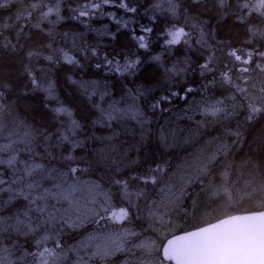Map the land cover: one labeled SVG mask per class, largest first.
I'll use <instances>...</instances> for the list:
<instances>
[{
    "label": "snow or ice",
    "instance_id": "6c2138e0",
    "mask_svg": "<svg viewBox=\"0 0 264 264\" xmlns=\"http://www.w3.org/2000/svg\"><path fill=\"white\" fill-rule=\"evenodd\" d=\"M163 2L167 7H153L176 18L185 17L184 26L173 23L162 33L165 44L195 49L203 61L176 68L175 74L198 71L204 83L199 89L186 86L151 99H147L146 89H126L123 104L105 99L111 96L107 90L93 91L89 95L96 114L92 125L109 129L108 135L93 132L81 139L82 125L58 100L48 76L54 64H80L77 54L53 47L58 43L54 26L64 19V0H30L27 13L16 17V31L11 37L0 32V53L15 54L31 44L25 53L26 91L18 93L11 80L0 79V264H264V211L228 216L182 235L171 232L175 227L173 218L184 197L191 195L190 189L199 184L200 193L212 191L205 186V179L211 175L209 164L216 157L213 154L208 163L194 168L190 164L187 168L173 167L167 159L150 162L143 149L151 142L153 130L146 125L152 121L142 107L146 105L153 114L169 113L173 98L185 101L186 107L167 117L157 130L162 148L181 140L180 120L192 121L197 130L237 120L235 129H226L225 135L233 138V144L239 143L243 124L237 118L243 116L244 123L252 124L264 117V87L257 93L252 83L253 74H264V0H213L218 18L234 17L247 25L250 38L245 48L215 40L210 28L205 31L197 19L205 0H186L187 7L180 0ZM115 3L78 0L70 8L71 18L86 25L102 5ZM8 6V2L0 3V8ZM117 6L137 12L127 0H119ZM189 16L197 23L189 25ZM11 27L4 26L5 30ZM141 31L151 33L153 29L142 26ZM63 35L67 38L68 33ZM133 38L140 49L149 47L145 35ZM210 39L214 43H209ZM85 52L99 59L96 48ZM34 61L46 65L34 68ZM140 63L139 58L126 59L122 65L104 55L95 67L104 66L113 74L123 75L134 73ZM3 67L0 65V69ZM81 87L87 94L88 85ZM217 87L224 91L220 97L209 99L210 90ZM29 92L44 94V107L52 113L51 121L34 109L31 120L17 114L18 102ZM196 94L201 97L199 101L194 100ZM189 99L193 100L191 104ZM51 101L57 106L50 107ZM189 111L194 115H188ZM129 120L139 127L138 133L125 127ZM117 128L131 141L122 140ZM191 139L183 138V142L190 143ZM228 148L221 139L217 151L226 154ZM88 224L98 227L86 232ZM101 225L105 226L103 232ZM107 225L119 227L108 232ZM149 232L167 233L171 238L157 247L154 240L145 238Z\"/></svg>",
    "mask_w": 264,
    "mask_h": 264
},
{
    "label": "trees",
    "instance_id": "16d2710c",
    "mask_svg": "<svg viewBox=\"0 0 264 264\" xmlns=\"http://www.w3.org/2000/svg\"><path fill=\"white\" fill-rule=\"evenodd\" d=\"M4 2H8L9 6L0 8V32H3L6 37H11L16 31V17L27 13L30 0H0V3ZM77 2L78 0H64L61 10L64 19L54 26V35L58 43L53 47H63L70 54H77L80 64L79 66L65 63L54 64L51 66L48 76L54 84L58 100L70 109L72 118L82 125L81 139L93 132L96 135L110 134L109 129H100L98 126L93 127L92 125L96 114L91 107L89 95L93 91L107 90L111 96L105 97V99L123 104L126 99L123 97V92L126 89H146L148 90L147 99H151L153 96L158 97L171 90L180 91L186 86L199 89L204 83V79L198 71L189 69L180 76L175 74L176 68H187L189 63L194 66L197 60L203 61L195 49L186 48L183 44L175 46L165 44V36L162 33L173 23L184 26L185 17L182 15L176 18L153 7L155 4L167 7L163 0H127L130 6L137 8L136 13H130L118 7L119 0H116L115 4L102 5L100 12L86 25L71 18L70 8L75 7ZM180 3L187 7L186 0H180ZM153 17L156 19L153 20ZM197 19L205 27V31H208L209 28L213 30L215 40L226 41L236 48L247 47L245 41L250 38L246 30L247 25L236 21L234 17L218 18L213 0H205L204 7L201 9V14L197 15ZM197 19L189 16L187 22L191 25L197 23ZM205 21L207 24L203 23ZM5 25L12 27L5 30ZM142 26L151 27L153 31L142 33ZM45 30L47 31V28ZM64 33H68L67 38L64 37ZM142 34L146 36V42L149 45L146 50L140 49L133 38ZM209 43H214V41L210 39ZM28 47H31V44L18 50L15 54L9 51L0 53V65H4L0 69V79L11 80L18 93L26 91L23 89V85L27 83L24 66L28 63L25 58ZM91 47L96 48L99 59L85 52ZM257 47H260V44H257ZM104 55H107L109 59L115 58L122 65L126 59L139 58L141 63L134 73L117 75L109 72L104 66L95 67L98 62L103 60ZM218 55L220 54L218 53ZM154 57H159V59H153ZM45 65L44 61L33 62L34 68ZM72 81H76V83H72ZM252 83L255 84L253 91L258 93V90L264 87V74H253ZM81 84L88 85L87 94ZM223 91L218 87L211 89L208 98L220 97ZM12 99L15 100V96ZM92 99L95 100L97 97H92ZM173 99L174 103L169 105L172 112L169 113L157 112L153 114L146 105H142L147 117L152 121L150 125H146L153 130L151 142L143 149L144 154L149 156V161L167 159L173 167L180 165L187 168L190 164L194 168L197 164L208 163V157L213 154L216 158L209 164L211 175L205 179V186L211 187L212 191L200 193V185H194L190 189L191 195L184 197L173 218L175 227L171 229V232L176 235L228 216L264 211V117H260L252 124L244 123L243 116L238 117L237 119L243 124L241 128L243 135L237 144L232 143V137L225 135L226 129H235L237 120L209 124L199 130L192 121L180 120L179 127L183 129L180 134L181 140L165 149L158 145L159 133L157 130L165 124L167 117L186 107L185 101L178 98ZM200 99L199 94L194 96L195 101ZM192 102L193 100L189 99L188 103ZM48 103L50 107L57 106L55 101ZM138 103L141 102L138 101ZM44 104L43 93L29 92L26 99L18 102L17 114L22 118L27 116L31 120L35 114L32 110L34 109L42 115H46L47 119L51 121L52 113L44 107ZM188 115H194V113L189 111ZM195 119L198 120L200 117L195 115ZM114 127L116 126L114 125ZM125 127L129 131L139 132V127L134 121H126ZM117 130L121 131L122 140L131 141L132 138L126 136L122 129L117 128ZM188 137H192L191 142L184 143L183 138ZM221 139L229 145L226 154L217 151ZM185 161L187 164L184 163ZM193 200L196 201L195 205ZM136 223L134 220L133 226ZM96 227L98 226L88 224L86 232H92ZM99 227L103 232L105 226ZM106 227L108 232H111L119 226L107 225ZM170 237L171 235H167V233L158 235L151 232L146 233L145 236L146 239L154 240L157 247ZM164 264L171 263L164 262Z\"/></svg>",
    "mask_w": 264,
    "mask_h": 264
},
{
    "label": "water",
    "instance_id": "95a60500",
    "mask_svg": "<svg viewBox=\"0 0 264 264\" xmlns=\"http://www.w3.org/2000/svg\"><path fill=\"white\" fill-rule=\"evenodd\" d=\"M249 214H251V213H245V214H237V215H232V216H243V215H249ZM225 218H227V217H225ZM225 218H222V219H225ZM222 219H220V220H222ZM219 222V220H217V221H215V222H212V223H210V224H215V223H218ZM207 225H209V224H207ZM207 225H205V226H202V227H206ZM196 229H193V230H190V231H195ZM183 233H179V234H176V235H182ZM171 238V237H170ZM170 238H168V239H170ZM165 243H166V241H165ZM165 262H167V261H165ZM169 263H171V264H173V262H169Z\"/></svg>",
    "mask_w": 264,
    "mask_h": 264
}]
</instances>
